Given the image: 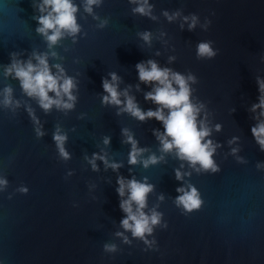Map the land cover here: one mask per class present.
<instances>
[{
    "label": "water",
    "instance_id": "95a60500",
    "mask_svg": "<svg viewBox=\"0 0 264 264\" xmlns=\"http://www.w3.org/2000/svg\"><path fill=\"white\" fill-rule=\"evenodd\" d=\"M36 2L0 0V90L13 87L22 105L15 112L0 108V177L9 182L0 191V264H264V151L252 135L256 120L250 111L258 102L256 77H264V0H151L155 20L134 15L129 0H103L95 8L99 19L81 7L77 42L63 39L55 48L61 59L50 61L77 77L78 102L74 110L49 113L24 95L18 80L3 75L11 52L26 60L34 51H48L36 32ZM165 10L195 13L200 24L194 31L187 25L181 29L182 19L170 23ZM102 20L108 21L104 28L99 27ZM145 30L152 33L151 45L139 36ZM205 40L218 50L214 59L197 58L196 45ZM170 56L176 58L171 63ZM148 59L197 77L193 100L206 105L211 139L222 145L214 157L219 171L198 173L173 154L148 169L128 164L130 145L123 143L122 129H130L141 147L159 156L153 129L163 126L154 119L117 115L115 107L103 105L102 78L117 72L121 89L133 85L141 107L155 108L144 99L147 85L135 90L140 83L135 65ZM26 106L43 125L42 138ZM216 124L221 131H215ZM57 126L68 135L71 159L59 155L53 140ZM105 136L111 137L109 146L103 144ZM233 137L239 139L230 145ZM233 147L239 149L235 154ZM102 148L123 163L120 175L147 177L155 185L149 207L163 213L167 227H157L149 237L156 241L152 247L139 239L126 244L115 235L123 231L124 216L115 191L118 174L100 161V170L93 171L85 159ZM182 163V171L191 173L183 182L175 174ZM188 183L203 201L193 212L175 203L177 188ZM105 243L119 250L106 253Z\"/></svg>",
    "mask_w": 264,
    "mask_h": 264
},
{
    "label": "clouds",
    "instance_id": "9594fccd",
    "mask_svg": "<svg viewBox=\"0 0 264 264\" xmlns=\"http://www.w3.org/2000/svg\"><path fill=\"white\" fill-rule=\"evenodd\" d=\"M134 5L132 13L146 16L155 20L154 5L151 0H129ZM103 4V0H82L78 4L76 0H37L34 8L39 15L34 19L38 22L36 32L40 34L47 43L48 51H34L28 59H23L21 53L11 52L10 63L3 66V75L6 79L11 78L19 81V85L30 99L37 101L45 113L51 112L54 108L58 111L74 110L78 102L79 81L77 77L69 75L61 63H50L52 59H61L55 48L66 37H71L73 42H77V37L82 32V25L79 23L78 14L81 7L94 18L99 19L95 14V8ZM163 15L171 23L182 19L181 29L187 25L189 31H194L200 18L197 14L183 15L180 10L168 12ZM108 21L102 20L100 28L107 26ZM211 24L208 20L202 25L205 29ZM140 38L148 45L152 42L151 31L145 30L139 33ZM197 58L214 59L218 50L213 47V42L209 40L200 41L196 45ZM157 55H160L157 52ZM176 58L169 57V62ZM140 83L135 85L136 91H141V84L147 85L150 91L144 93V99L155 105V108L145 110L141 107L136 96L133 94V85L129 84L121 89L123 78L117 72H109L102 78L104 92L101 94V103L105 106H113L117 109V115L127 113L140 122H147L154 119L160 122L162 129H153L161 155L151 152L146 147H141L135 134L128 128L122 129L123 143L130 145L128 153V164L130 166L142 165L148 169L152 165L159 164L165 160L166 154H173L177 159L187 164L196 172H217L219 166L214 157L217 149L222 145L211 139L213 127L208 122L206 105L203 102L193 100L192 85L197 83V77L189 72L187 75L173 70L167 66H161L158 61L148 59L138 62L135 65ZM110 77V78H109ZM258 102L251 105L250 111L255 114L256 123L252 126L251 132L256 142L264 151V77L257 76ZM15 90L10 85L0 90V108L10 109L15 112L20 108L21 101L15 97ZM26 110L31 116L37 137L46 135L39 118L36 116L31 106H26ZM203 113V118L201 114ZM222 125L216 124L215 131H221ZM238 137H233L229 144H235ZM53 140L61 158L71 159V154L66 148L68 135L57 126L53 133ZM103 144L109 146L111 137L105 136ZM232 153L239 151L233 147ZM150 153V154H149ZM85 159L91 165L93 171H99L98 161L103 162L105 170L111 169L117 175V187L115 191L120 197L119 207L124 213L120 220V227L123 231H117L115 235L126 244H131L133 239H139L152 247L156 244L154 237L157 227H167L163 219V213L157 207H149V197L155 191V185L148 181L147 177L142 180L134 175L125 177L119 174L124 166L122 162L110 159L108 152L101 149L94 152ZM184 164L176 169V179L184 181L190 172L182 171ZM131 171V168H130ZM5 177H0V191L8 185ZM21 192L27 193L28 189L22 187ZM178 195L175 203L186 212H193L201 208L203 201L198 189L188 183L177 188ZM160 200L164 196L159 197ZM131 233V237L127 235ZM106 253L117 252L118 246L114 243H105Z\"/></svg>",
    "mask_w": 264,
    "mask_h": 264
}]
</instances>
